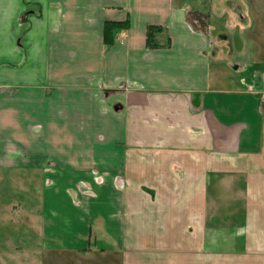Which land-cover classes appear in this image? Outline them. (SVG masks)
I'll return each mask as SVG.
<instances>
[{
	"label": "crops",
	"instance_id": "1",
	"mask_svg": "<svg viewBox=\"0 0 264 264\" xmlns=\"http://www.w3.org/2000/svg\"><path fill=\"white\" fill-rule=\"evenodd\" d=\"M110 21L128 27L107 43ZM254 21L246 0H0V214L27 216L19 239L36 206L47 249L218 264L209 217L264 168V74H231ZM241 203L246 263L264 212Z\"/></svg>",
	"mask_w": 264,
	"mask_h": 264
},
{
	"label": "rangeland",
	"instance_id": "2",
	"mask_svg": "<svg viewBox=\"0 0 264 264\" xmlns=\"http://www.w3.org/2000/svg\"><path fill=\"white\" fill-rule=\"evenodd\" d=\"M246 2L255 21L251 27H247L242 32L235 34V45L238 54L234 57V60L238 63L243 62L245 67L240 69V71L230 70L235 84H230L229 86L233 85L236 88H242L247 82L252 83L257 80L260 73L264 74V9L262 6L264 0H246ZM212 21L218 29H222L226 25V18L223 20L216 15H213ZM247 48H250L248 53L246 51ZM255 51H258L256 56L253 55ZM182 174L183 172L179 175L182 176ZM247 177L249 179L248 175L241 174L236 177L238 179L235 180V183L237 182L239 189L243 190L239 191L238 194L241 196L237 199L245 205L252 203L253 199L255 205L259 204L264 212V168H261V176L258 175L253 178L252 189L248 188L249 185L247 186L249 182ZM259 189L260 192H258ZM11 199L10 195L4 202ZM241 202L229 204L227 207L220 209V213L211 214L209 217L210 230L208 233L211 234V238H216L217 241V245L213 247V250L215 254H218V264H264V233L255 234L254 248L257 254L260 255L258 257L255 256L252 261H246L245 263V255L251 250L243 244L236 245L239 240L238 237L242 236L246 216ZM150 204L152 205H150L151 208H153L156 205V200H152ZM35 208L36 206L32 207L31 245H29L27 240L25 243L19 239V234H22V232L17 233L20 232V229L16 221L19 219L21 221L25 218L24 220L27 222V216L23 215L22 212L20 214L14 213L8 207H5L4 213L0 214V264H123L122 253H108L107 258L104 259L102 257L104 255L100 257V254H95L94 252L85 253L81 250L60 252L59 250L45 248L42 244L41 214L34 213ZM262 217H264V214ZM254 220H257V215L254 216ZM20 237L23 239L24 235ZM225 238L229 240V244L226 246ZM150 241L153 240L150 238ZM152 246L150 245L149 247L151 248ZM109 255H113V257ZM141 256L140 254L138 255V257ZM129 259L132 260L134 257Z\"/></svg>",
	"mask_w": 264,
	"mask_h": 264
},
{
	"label": "trees",
	"instance_id": "3",
	"mask_svg": "<svg viewBox=\"0 0 264 264\" xmlns=\"http://www.w3.org/2000/svg\"><path fill=\"white\" fill-rule=\"evenodd\" d=\"M127 22L110 21L105 25V40L107 43H111L114 40V32L117 29L127 28ZM153 29L151 28L148 34V43L151 44L154 41Z\"/></svg>",
	"mask_w": 264,
	"mask_h": 264
},
{
	"label": "built area",
	"instance_id": "4",
	"mask_svg": "<svg viewBox=\"0 0 264 264\" xmlns=\"http://www.w3.org/2000/svg\"><path fill=\"white\" fill-rule=\"evenodd\" d=\"M260 92H261L262 98H264V79H263V81L261 82Z\"/></svg>",
	"mask_w": 264,
	"mask_h": 264
},
{
	"label": "flooded vegetation",
	"instance_id": "5",
	"mask_svg": "<svg viewBox=\"0 0 264 264\" xmlns=\"http://www.w3.org/2000/svg\"><path fill=\"white\" fill-rule=\"evenodd\" d=\"M242 16H243V14H242Z\"/></svg>",
	"mask_w": 264,
	"mask_h": 264
},
{
	"label": "water",
	"instance_id": "6",
	"mask_svg": "<svg viewBox=\"0 0 264 264\" xmlns=\"http://www.w3.org/2000/svg\"><path fill=\"white\" fill-rule=\"evenodd\" d=\"M246 18V17H245Z\"/></svg>",
	"mask_w": 264,
	"mask_h": 264
}]
</instances>
